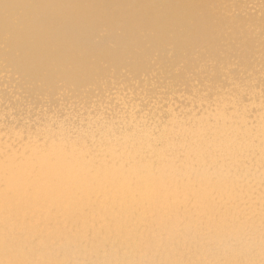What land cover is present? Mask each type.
Here are the masks:
<instances>
[{
	"label": "bare ground",
	"instance_id": "bare-ground-1",
	"mask_svg": "<svg viewBox=\"0 0 264 264\" xmlns=\"http://www.w3.org/2000/svg\"><path fill=\"white\" fill-rule=\"evenodd\" d=\"M7 0L3 16L30 18ZM256 4L258 0H217ZM19 7H16V6ZM259 9H245L244 26ZM23 39V34L20 35ZM194 56L178 44L41 90L27 59L0 75V260L260 264L264 38ZM4 71L0 68V72Z\"/></svg>",
	"mask_w": 264,
	"mask_h": 264
},
{
	"label": "clouds",
	"instance_id": "clouds-1",
	"mask_svg": "<svg viewBox=\"0 0 264 264\" xmlns=\"http://www.w3.org/2000/svg\"><path fill=\"white\" fill-rule=\"evenodd\" d=\"M23 7L31 13L23 39L9 16L0 23V75L11 76L10 57L22 55L41 90L50 82L67 88L70 78L98 65L108 73L129 71L139 57L154 63L161 47L175 56L181 41L198 57L210 48L240 54L242 38L253 28L264 38V0H31ZM248 8H258L259 18L244 26L241 14Z\"/></svg>",
	"mask_w": 264,
	"mask_h": 264
},
{
	"label": "snow or ice",
	"instance_id": "snow-or-ice-1",
	"mask_svg": "<svg viewBox=\"0 0 264 264\" xmlns=\"http://www.w3.org/2000/svg\"><path fill=\"white\" fill-rule=\"evenodd\" d=\"M5 2L7 3V0H5ZM16 7H19V6L17 5ZM9 18L12 24L14 25V27L16 28L17 34L18 35L23 34V29L28 25L29 20L21 16H12V15H10Z\"/></svg>",
	"mask_w": 264,
	"mask_h": 264
}]
</instances>
